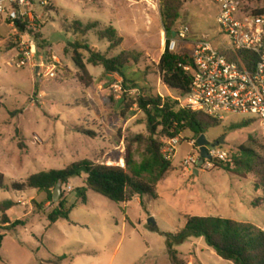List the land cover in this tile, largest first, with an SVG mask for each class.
Wrapping results in <instances>:
<instances>
[{
    "label": "rangeland",
    "instance_id": "374dc122",
    "mask_svg": "<svg viewBox=\"0 0 264 264\" xmlns=\"http://www.w3.org/2000/svg\"><path fill=\"white\" fill-rule=\"evenodd\" d=\"M46 1L44 5L33 0V19L25 30L9 22L0 25V172L6 184L0 189V204L9 199L16 202L7 214L25 221L9 230L0 210V236H4L0 264H173L168 234L184 228L188 216H221L264 229V201L253 205L264 198V190L255 187L252 176L240 178L208 161L183 164L187 156L198 155L190 144L198 136L189 129L182 132L172 159L175 170L158 184L157 199L135 196L118 204L88 189L83 202L79 191L86 185L83 174L63 184L60 200L65 197L73 206L70 219L51 224L48 214L58 202L49 201L37 189L12 187L32 174L64 169L82 159L125 167L128 149L140 162L146 143L133 138L148 137L147 117L138 105L124 115L121 101L136 99L135 90L145 85L163 96L180 95L161 82L154 67L170 36L163 25L160 0ZM249 6L257 3L251 1ZM180 12L174 30L188 26L191 38L206 34L219 44L215 0H183ZM77 21L84 24L81 30L74 29ZM89 24L95 27L86 30ZM109 29L123 37L114 49L109 38H102ZM78 39L107 57L133 53L138 62L126 70L128 80L123 85L130 91H117L115 85L123 84V76L89 63L92 53L83 48L91 76V84L85 86L71 59ZM33 46L35 54L30 56ZM50 65L56 67L55 77L46 75ZM252 118L229 116L206 136L211 142L225 137L219 147L230 158L249 136L264 144V130ZM245 120L253 123L231 129ZM174 249L186 264H234L220 257L204 237L189 236Z\"/></svg>",
    "mask_w": 264,
    "mask_h": 264
},
{
    "label": "trees",
    "instance_id": "16d2710c",
    "mask_svg": "<svg viewBox=\"0 0 264 264\" xmlns=\"http://www.w3.org/2000/svg\"><path fill=\"white\" fill-rule=\"evenodd\" d=\"M251 1L257 3V6H249ZM244 2L245 10L256 14L264 13V0H244ZM182 3L183 0H160L163 25L169 34L174 31V26L181 17ZM75 24V30H81L84 27L80 21ZM15 26L25 30L27 21L17 20ZM90 27L94 28L95 26L89 24L85 26V29L89 30ZM102 38L110 39V49L118 47L123 42V37H118L114 29L104 32ZM83 48L92 53L89 63L95 66L103 65L108 73L120 74L124 78L123 85L128 80L126 70L138 62V58L131 52L122 51L116 56L107 57L95 46L91 47L78 39L73 46L71 59L78 69L79 80L85 86L91 84V76H89L86 62L80 51ZM190 64L191 58L187 52H171L167 44L163 55L154 64V67L161 82L183 96L189 92L192 83L191 74L184 69V66ZM134 84L135 88L140 87L138 84ZM138 90L136 99H131L129 102L123 99L121 104L124 107L122 110L124 115L132 111L135 105H138V108L147 117L148 137L137 135L133 138V141L144 140L146 143L143 159L140 162L135 161L131 149H128L125 167L82 159L64 169H51L32 174L25 182H14L12 187L19 191L28 188L37 189L46 193L48 200L54 202L53 191L59 180H62L66 185L72 178L86 174V185L79 189L83 202L87 201L86 192L88 189H92L118 204L130 202L135 196L148 195L157 199L159 197L157 189L159 182L175 170L172 160L167 159L162 153L161 137H175L186 129L199 136L201 133H207L210 129L219 126L222 121L202 111L182 108L173 96H163L147 85ZM37 92H39L38 86L35 90V93ZM252 123V121L245 120L239 125L232 126L231 129L246 127ZM210 162L240 178L252 176L255 187L264 190V144L257 138L249 136L238 150L231 154L230 160L223 161L213 158ZM5 187V175L0 172V189ZM263 201L264 198H258L253 202V205L260 206ZM16 204L11 199L0 204L1 221L9 230L25 223L24 220H14L7 214ZM72 208L73 206H70L67 199L63 197L57 206L49 212L50 223L54 224L60 219H70ZM189 236L204 237L207 245L213 248L220 257L234 264H264V229L252 223L221 216H188L184 228L175 234H168V248L173 264H186L178 257L174 247ZM3 237V235L0 236V249Z\"/></svg>",
    "mask_w": 264,
    "mask_h": 264
},
{
    "label": "built area",
    "instance_id": "2783aa9c",
    "mask_svg": "<svg viewBox=\"0 0 264 264\" xmlns=\"http://www.w3.org/2000/svg\"><path fill=\"white\" fill-rule=\"evenodd\" d=\"M215 2L219 6L217 22L221 26L219 44H214L206 34L191 38L188 26L175 29L167 40L171 52H187L191 58V64L184 66L192 76L190 90L174 98L182 108L202 111L221 121L233 115L252 116L264 130V13L245 10L244 0ZM42 3L46 5L48 1L42 0ZM32 6L33 0H0V25L9 22L15 26L17 20L30 22L33 19ZM34 54L33 46L28 55ZM53 57L59 62L58 57ZM55 68V65L48 66L46 75L55 77ZM115 88L122 94L130 91L123 84H116ZM135 93L138 94L139 90L136 89ZM181 139L182 133L161 140L162 153L167 159L176 156ZM190 144L198 149V155L184 159L183 164L187 167L198 165L200 160L197 140H191ZM209 152L213 158L230 160L228 153L220 147H209ZM66 188L73 190L71 185Z\"/></svg>",
    "mask_w": 264,
    "mask_h": 264
},
{
    "label": "water",
    "instance_id": "95a60500",
    "mask_svg": "<svg viewBox=\"0 0 264 264\" xmlns=\"http://www.w3.org/2000/svg\"><path fill=\"white\" fill-rule=\"evenodd\" d=\"M175 35L176 33L174 32L173 36ZM37 70H39V68ZM225 142H226L225 137H223L218 141L211 142L207 138L206 133H201L197 138V143L200 147V165H203L206 162V160L211 161L213 159L212 155L209 152V147H219L220 145L225 144ZM196 173H198V170H196ZM62 193H63V181L59 180L53 191L54 202L60 201Z\"/></svg>",
    "mask_w": 264,
    "mask_h": 264
},
{
    "label": "crops",
    "instance_id": "0c3cea01",
    "mask_svg": "<svg viewBox=\"0 0 264 264\" xmlns=\"http://www.w3.org/2000/svg\"><path fill=\"white\" fill-rule=\"evenodd\" d=\"M21 202V200H19V202L18 203H20ZM49 203V202H48ZM22 204H24V202L22 201Z\"/></svg>",
    "mask_w": 264,
    "mask_h": 264
}]
</instances>
